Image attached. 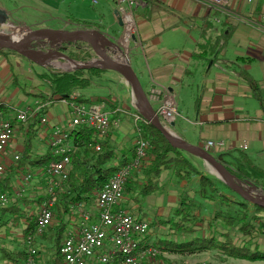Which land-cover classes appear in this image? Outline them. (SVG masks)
<instances>
[{
    "label": "rangeland",
    "instance_id": "rangeland-1",
    "mask_svg": "<svg viewBox=\"0 0 264 264\" xmlns=\"http://www.w3.org/2000/svg\"><path fill=\"white\" fill-rule=\"evenodd\" d=\"M93 0L81 1V0H69V8L66 6L65 15H69V11L73 16L66 18L69 22L68 27L70 29H63L64 25L60 24L58 20L52 19L49 17L51 14L45 16L41 15V18H35L32 16V13L26 14L28 10H24V13H19V1L18 0H5L4 5L0 4V9H3L5 6L8 9L6 12L7 18L4 19L0 15V31L3 32L4 29L10 32L11 35L20 34L22 36H27V45L22 48V51L27 52V55L23 53H18L8 49H0V101H9L14 105V109H25L28 106L35 104L36 102H45L43 99H38L35 97L27 96L21 89V87L26 86L28 90L32 93H42L46 96V102L51 103V110L47 119L49 123L58 125L60 127L66 126L71 120L70 108H68V101H55L56 98L52 97L51 83L45 80L42 75L52 76V75H62L65 73H75L77 71L81 72L82 77L91 78L92 82L90 85L78 92H74V95L78 98H83L91 102L90 104H97L96 101L99 99H109L112 94H116L120 99H111V102L118 105L121 103L122 109L125 112H118L114 115L111 108L108 106L107 110L110 112V121L111 127L110 132L115 131V126H119L121 123L119 115H125L124 119H128L130 125L124 126L128 133L134 131V141H137V133L135 130V115H141L147 113V106L145 102L137 98V93L133 85L127 81L121 74L112 71L107 68V63L99 56H97L93 50L90 48L86 42L81 39H74L68 41H62L55 44L49 51L46 50L52 42L51 39L45 37H39L36 33L40 30H50V29H38L36 28L39 23V27H48L53 28V31H62V30H87L92 32V40L89 42L91 46L97 49H100L101 53L113 58L118 61L126 59L130 65V58L132 69L136 73V57L137 52H141L140 44L141 42L138 39V36L135 34L134 38L129 39V31L124 26H119L114 21V11L117 9L116 5L111 1L107 0L104 2L98 1L97 4H92ZM108 6V11L103 15L105 22L99 20L100 13L104 10L105 6ZM145 6V7H144ZM218 5L216 8L220 7ZM215 8V9H216ZM69 9V10H68ZM147 5H142L138 7L135 14H143L148 10ZM210 9V10H215ZM52 15V14H51ZM50 15V16H51ZM88 25H95L97 27H88ZM102 22V23H100ZM74 24H81L85 26H76ZM72 27V28H71ZM56 28V29H54ZM59 28V30H57ZM105 32L107 34H105ZM2 35H6L4 32ZM10 36V35H8ZM45 38V39H43ZM127 39H129L127 41ZM117 49L123 51L121 55ZM29 50H32L30 52ZM64 54L67 58L61 56ZM141 59H138L142 65H145V60L140 55ZM73 60L75 63H73ZM80 65H97L101 66L103 73H96L92 71L83 70L74 67V64ZM137 72L139 70L137 69ZM141 78L140 84L143 87H147L145 82L146 76H142L140 72L138 73ZM139 79V78H138ZM144 89V88H143ZM73 95V96H74ZM111 95V96H110ZM149 96L151 92L149 91ZM147 96L148 101L150 102L151 97ZM178 106L180 105L183 111H187V102L184 105H181L180 98L176 99ZM191 101V98H190ZM179 106V110H180ZM131 112V113H130ZM130 113V114H129ZM119 120V121H118ZM38 122L35 138L32 143V152L31 157H42L50 151V147L47 145L48 137H41V129L45 130V125H41L39 121L35 118L29 121L22 126V134H19L20 141H18L17 153L11 150L8 151V156L6 160H11L15 155L19 154L21 157L25 151L26 147V133L29 131L28 125L31 122ZM118 124V125H117ZM169 124H167L168 127ZM166 131L167 128L165 127ZM109 132V133H110ZM168 132V131H167ZM170 134V133H169ZM176 137V136H174ZM120 141L124 140L126 135L121 130L119 133ZM131 136L125 140V145H129L127 150L131 148L130 144ZM177 138V137H176ZM25 139V140H24ZM49 148V149H47ZM134 148V147H133ZM135 149V148H134ZM208 152V151H207ZM148 162V159H145L143 165ZM211 168V173L209 177L217 181L219 189L227 194L232 200L237 202H245V200L234 192L231 187L228 185L225 179V175L217 170L213 165L208 163ZM138 172V179L141 180L142 170ZM235 163L227 167V170L235 171ZM45 170V169H44ZM44 170L41 167H33L32 164L27 165L23 168H20L19 162L10 170L7 174H10L11 180V190L10 191H0L1 194H6L10 205L14 208H18L21 216L16 220L14 215H7L4 217L3 221L7 222V225L0 228V246L6 251L10 252H23L29 249L26 239L24 238L23 231L25 229V222H27L28 217H33L37 219L39 211H37L41 199L45 196V189L47 187V179L44 173ZM165 172V171H164ZM137 173V172H136ZM136 173L133 175L132 179L128 182V185H131L132 181L137 180ZM30 174L32 176L31 181L28 184H25L24 178L26 175ZM170 174H165L164 177L160 178V182H165L167 189L164 188V195L162 193H154L150 196H145L140 198L142 207H144L146 215L145 217L141 216V219L148 222L150 225V232L144 238L143 245H153L159 244V241L166 240L174 243H187L194 238H210L215 237L219 241L223 240L227 235H231L236 246L242 247L246 240H250L249 244L258 246L264 252V236L262 233L259 235L255 233L253 237L248 239L243 234L240 233L237 227H229L222 221H213L212 218L216 213L223 212L225 215L236 214L239 211V206L236 205L233 209L224 207L221 205L219 199L216 201L204 200L200 195L194 192L193 189L185 188V194L178 195L182 188L180 183H176L174 186L169 185ZM173 178L178 181V179L173 175ZM45 179V180H44ZM170 179V180H169ZM237 184L242 186L249 194L253 195L256 198L261 199L259 196L264 197V181L255 182L250 179H244L240 181L234 179ZM189 183V181H187ZM126 187L124 200L126 203L133 204L135 201L130 199V194L134 193L133 187L130 185ZM195 187V183L193 185ZM24 190V192L22 191ZM167 190H171L170 193ZM4 192V193H3ZM16 192H22V195H17ZM169 193V194H167ZM130 195V196H129ZM185 199V200H184ZM192 202L195 204V207L192 208V213L198 217V219L203 220L200 223L192 225V233H188L184 229H178L177 221L179 220L173 215V210L177 207H182L180 201ZM38 204V205H37ZM250 214H255L254 205L249 203ZM2 207L0 206V209ZM37 208V209H36ZM95 208V206H94ZM74 211V210H73ZM1 212V211H0ZM55 213V210H54ZM2 212L0 213V216ZM137 215V214H135ZM264 223V212L258 214ZM78 219V214L73 212V214L66 215L64 221L66 222L67 230L72 229ZM25 221V222H24ZM56 222L55 215L51 223ZM176 225V226H175ZM185 226H188L185 224ZM50 230L44 232L42 236L36 238L34 247L37 249L39 257V264H51V256L53 253V243L49 239ZM143 238H140V240ZM26 252V251H25ZM165 253V252H164ZM222 255L219 251H209L204 253L196 254H175V253H165V255L158 256L157 259L153 262L154 264H169L172 262L185 261L188 264H263L262 262H249L244 260H237L229 258ZM10 262H3L2 264H8ZM22 264V263H18Z\"/></svg>",
    "mask_w": 264,
    "mask_h": 264
},
{
    "label": "crops",
    "instance_id": "crops-1",
    "mask_svg": "<svg viewBox=\"0 0 264 264\" xmlns=\"http://www.w3.org/2000/svg\"><path fill=\"white\" fill-rule=\"evenodd\" d=\"M18 1L20 4L19 13L28 10L29 12L26 14L31 12L35 18H41V15L45 16L51 13L52 15L50 14L49 17L63 24V29H70L66 18L75 15H72L70 11L68 16L65 15L66 6L69 8L70 5L69 0ZM104 1L107 0H100V5ZM140 1L150 9L147 1ZM156 1L161 5L162 13L151 18H148V11L134 15L137 36L141 42V52H137L138 57H136L135 74L140 81L139 72L142 76H146L147 87H143V91L146 97L149 96V91L151 92L150 100H153L154 92H161L162 87H165L175 96V99L180 98L181 105L187 102V111H183L179 105V117L168 127L167 125L164 127L167 128L168 133L183 142L202 149H205L208 141H225L228 146L235 149L231 151L227 148H214L208 153L226 168L235 163L242 152L256 166L264 170V113L260 103L254 98L251 88L239 77L241 71L248 73L252 79L258 82L264 96V24H257L259 16L264 14V0H232L229 4H222L215 10H210L197 0ZM4 3L5 0H0V4L4 5ZM108 9L106 5L100 13L99 20L102 22H105L103 15ZM116 10L113 13L114 21L120 26ZM7 11L5 6L0 9V15L7 16ZM36 24L38 29H50L51 31L53 29L39 27L38 22ZM85 24L88 27H97L90 26L89 23ZM76 26L83 27L85 25H73V27ZM105 34L107 33L105 32ZM218 40H222L221 43H217ZM140 55L144 58L145 65L138 62V59H141ZM130 65L132 66L131 58ZM91 82L92 80H90ZM80 91L82 90L78 92ZM111 99L119 101L120 98L116 94H112L109 100L111 101ZM0 102L14 108V105L9 101ZM104 105L107 109L108 105ZM50 107L46 110L47 116L51 110ZM117 111L125 112L121 103L117 105ZM108 113L110 114L109 111ZM125 114L128 113L125 112ZM119 116L124 119L125 115ZM122 119L119 126H115V131L113 130L109 134L110 144L115 150L117 158L114 161L115 164L131 161L136 147L134 131L129 134L124 126L130 125V123L128 119ZM33 123L32 121L31 124ZM44 125L45 130L41 129L40 133L42 138L49 135L47 141L49 146L52 128L58 125L49 123V119L48 123ZM22 130L19 125L13 142L2 155L3 160L6 161L9 150L13 153L17 151L18 141H20L19 134H22ZM121 130L127 138L132 137L130 140L132 146L128 150L129 145H125L127 138L120 141ZM242 142L248 146L245 151L239 149ZM181 153L202 174L210 175L209 162L193 153L185 151H181ZM166 173L170 174L171 183L169 185L174 186L176 183H180L182 191L178 195L185 194V188L191 187L190 189L194 190L193 194L199 190L197 176H192L189 183L187 181L177 182L173 178L172 170L163 172L161 177H164ZM193 183H195V187L191 186ZM164 188L167 189V185L162 181L160 190L156 193H162L161 196H163ZM167 191L170 193L171 190ZM44 200L45 197L37 205L42 206ZM121 205L140 218L147 216L141 202L129 205L124 200ZM40 209L41 207H38L37 211L40 212ZM77 221L71 230L76 229ZM24 227H27V222ZM71 230L68 229L67 232ZM165 253L167 254V252ZM227 259L229 260V258ZM20 263L24 264V262Z\"/></svg>",
    "mask_w": 264,
    "mask_h": 264
},
{
    "label": "trees",
    "instance_id": "trees-1",
    "mask_svg": "<svg viewBox=\"0 0 264 264\" xmlns=\"http://www.w3.org/2000/svg\"><path fill=\"white\" fill-rule=\"evenodd\" d=\"M149 3L150 9H148V18L162 13V7L156 0H145ZM222 40H218L217 43H221ZM2 50H0V53ZM88 71L103 73L102 69L90 68ZM42 77L49 81L52 85V97L56 98L55 101H75L81 104H90L88 100L83 98H76L73 100L72 94L77 90L86 89L90 85L91 78L82 77L81 72L65 73L62 75H52ZM239 77L245 81L251 88L254 98L260 103L262 111L264 113V96L261 93L258 82L252 79L248 73L241 71ZM22 91L29 97H35L38 99H44L46 102V96L42 93H32L26 86L21 87ZM50 103V102H49ZM97 104L108 105L114 114H118L117 105L111 102L109 99H99ZM51 106V103H50ZM12 111L14 108H11ZM38 122L28 125L29 131L26 133V147L22 158L19 161L20 168L32 164L33 167H41L43 170L47 164L53 160L52 153L49 151L42 157H31L32 143L38 131ZM24 124H18V126ZM143 130L142 137L149 142V149L147 152L148 162L143 165L141 180L138 179L139 175L136 173L137 180L132 181L130 187H133L134 193L129 192L130 199L139 203L140 197L152 195L160 190V178L164 171L172 170L173 175L179 181H190L192 176H197L198 179V194L204 200L216 201L219 199L220 203L224 207L233 209L238 205L239 211L236 214L225 215L223 212L216 213L212 218L213 221H222L231 228L237 227L241 234L248 239L252 238L255 233H264V223L258 214L264 212V208L254 205L255 214H250L249 202H237L232 200L227 194L223 193L218 185L217 181L209 176L202 174L196 169L193 164L186 159L181 150L174 148L166 136L151 122L141 125ZM23 129V128H22ZM23 131V130H22ZM110 134V133H109ZM110 135L104 141H100L97 137V133L89 129H81L74 141L81 146V150L73 156L72 164L73 171L70 175L69 181L65 185L62 192L57 198L55 205L56 222L51 223L49 226L50 236L49 239L53 243V253L51 256V264H64L62 256L60 254V245L67 236V226L64 221L66 215H72L76 210L75 206L83 204L90 209L94 208L98 194L109 182L112 176L120 168L128 165L131 161H125L119 164H115L117 159L115 150L110 144ZM99 143L101 145L100 151H95L90 148V144ZM235 171L229 170L234 178L243 181L244 179H250L255 182L264 181V170L256 166L246 154L240 153L239 158L235 162ZM140 178V177H139ZM11 177L10 174L0 180V191L11 190ZM129 182V181H128ZM127 182V185H128ZM128 185V186H129ZM127 187V186H126ZM3 192V193H4ZM235 192V191H234ZM185 200V199H184ZM180 201L182 207H177L173 210V215L178 218V229H184L188 233H192V225L200 223L203 220L198 219L195 214L192 213V208L195 204L192 202ZM251 204V203H250ZM253 205V204H252ZM74 210V211H73ZM2 215L0 216V228L7 225V222L3 221L7 215H14L16 220L21 216L18 208L12 206L8 208H1ZM0 212V213H1ZM20 215V216H19ZM187 224L188 226H185ZM176 226V225H175ZM37 220L33 217L27 218V227L23 231L24 238L27 239L33 235L36 231ZM250 241V240H249ZM246 240L247 246H236L231 235L225 236L223 240H218L215 237L210 238H194L187 243H174L166 240L159 241L154 247L162 252L175 253V254H196L209 251H219L222 255L237 260H244L249 262H262L264 264V252L258 248V246L250 245ZM27 258V252H10L6 251L0 246V264L3 262H10L18 264L25 262Z\"/></svg>",
    "mask_w": 264,
    "mask_h": 264
},
{
    "label": "built area",
    "instance_id": "built-area-1",
    "mask_svg": "<svg viewBox=\"0 0 264 264\" xmlns=\"http://www.w3.org/2000/svg\"><path fill=\"white\" fill-rule=\"evenodd\" d=\"M87 1V0H81ZM117 6V13L123 26L129 30L128 38L138 35L135 24L134 12L142 6L140 0H111ZM209 9H215L218 5L229 4L232 0H197ZM98 1L93 0L92 4ZM258 23L264 24V14L259 16ZM127 39V41L129 40ZM72 94L73 100L77 97ZM150 109L162 125L173 123L179 117L178 104L175 96L165 87L161 92L152 94ZM153 101V103H151ZM64 102H67L66 100ZM71 112V120L66 126H55L49 138V147L52 158L45 170L47 187L45 189V200L37 217V227L33 235L26 241L29 249L26 250L27 258L24 264H39V254L34 247L36 238L42 236L51 225L54 217L53 211L59 194L69 181L73 171L72 159L80 150L81 146L76 144L74 136L81 129L93 130L97 133L100 141H104L110 132L111 121L104 104H81L68 101ZM49 102H36L22 110L14 109L0 102V180L8 173L22 158L15 155L11 161L3 160L2 155L13 142L18 124L29 123L33 118L40 124L48 123L47 112ZM149 123L142 115H135V130L137 141L135 155L132 161L120 168L109 182L98 194L95 208L79 204L74 207L78 214L77 227L67 232L66 238L60 245V254L64 264H154L158 256L165 255L153 245H143V240L150 232L148 222L134 215L123 207L125 189L135 171L140 172L143 162L147 159L149 142L145 140L141 125ZM95 151L101 150L99 143L89 145ZM235 148L228 146L225 141H208L205 150ZM245 142L239 145L241 151L247 150ZM32 179L30 174L24 178L25 184ZM24 192V190H22ZM22 195V192H17ZM8 196L0 195V206L8 208ZM140 238H143L140 240ZM169 264H188L185 261L172 262Z\"/></svg>",
    "mask_w": 264,
    "mask_h": 264
},
{
    "label": "water",
    "instance_id": "water-1",
    "mask_svg": "<svg viewBox=\"0 0 264 264\" xmlns=\"http://www.w3.org/2000/svg\"><path fill=\"white\" fill-rule=\"evenodd\" d=\"M116 16L120 22V26H123V23H122L120 17L118 16L117 11H116ZM4 18H7V16L4 15ZM3 32L6 35H11L10 32L7 31L6 29H4ZM3 32L0 31V49H8L11 51H15V52L23 53V54L27 55V52L22 51L21 49L24 48L25 45H27L28 40L23 41V43H21V44L14 41V40H9V39L4 40L1 38V35L3 34ZM36 35L39 37L40 36L45 37L47 35V37H45V38L52 40V42L50 43V46L48 48H46L48 53H49L50 49L55 44L62 42V41L81 39L84 42H86V44H88L90 46V48L93 50V52L97 56L101 57L107 63L108 69L121 74L127 81H129L133 85V87L136 90L138 100L141 101V99H142L147 106L146 108H147L148 112L145 114H142L143 117L146 120H148L149 122H151L154 126H156L166 136V138L168 139V141L170 142V144L174 148H177L181 151H185L188 153L196 154L197 156L203 158L204 160H206L207 162L212 164L217 170H219L220 172H222L225 175L226 182L228 183V185L231 187V189L233 191H235L238 195H240L244 200L248 201L249 203L264 208V201L262 199L256 198L253 195L249 194L242 186L237 184L234 180L235 178L227 170V168L223 164H221L220 162L215 160L211 156V154H209L205 149H202V148H199L196 146H191V145L187 144L186 142H183L182 140L174 137L173 135L169 134L166 131L165 127L162 125V123L157 118L155 113H153L151 111L149 101H148V99H147V97L143 91V88L140 84V81H139L137 75L135 74L134 70L132 69V67L128 64L126 59H123V61L115 60L113 58H110V57L102 54L100 49L92 47L91 43L89 42L90 40H92V37H93L92 32H89L87 30H78V29L62 30V31L40 30L36 33ZM45 38H43V39H45ZM29 51L33 53L32 50H29ZM117 51L121 55H123V51L121 49H117ZM61 56L67 58V56H65L64 54H61ZM71 61L73 63H75L73 60H71ZM78 68L86 70V69H90V68H102V67L97 66V65H86V66L85 65H79Z\"/></svg>",
    "mask_w": 264,
    "mask_h": 264
},
{
    "label": "bare ground",
    "instance_id": "bare-ground-1",
    "mask_svg": "<svg viewBox=\"0 0 264 264\" xmlns=\"http://www.w3.org/2000/svg\"><path fill=\"white\" fill-rule=\"evenodd\" d=\"M130 30V29H129ZM128 30V31H129ZM128 35H129V33H128ZM127 35V36H128ZM1 38L2 39H4V40H14V41H16V42H18V43H23V41H25V40H27V36H22V35H20V34H14V35H10V36H8V35H1ZM123 61V60H122ZM79 65L80 64H74V67H76V68H78L79 67ZM171 134V133H170ZM172 135V134H171ZM263 201H264V197L263 196H259Z\"/></svg>",
    "mask_w": 264,
    "mask_h": 264
}]
</instances>
